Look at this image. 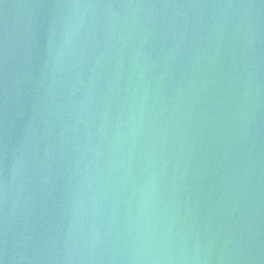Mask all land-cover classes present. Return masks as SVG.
Listing matches in <instances>:
<instances>
[{"label":"water","instance_id":"1","mask_svg":"<svg viewBox=\"0 0 264 264\" xmlns=\"http://www.w3.org/2000/svg\"><path fill=\"white\" fill-rule=\"evenodd\" d=\"M0 264H264V0H0Z\"/></svg>","mask_w":264,"mask_h":264}]
</instances>
